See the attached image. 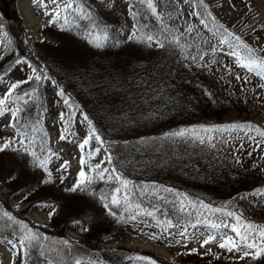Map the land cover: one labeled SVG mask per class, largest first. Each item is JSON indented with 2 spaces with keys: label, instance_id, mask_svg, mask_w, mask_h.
I'll use <instances>...</instances> for the list:
<instances>
[{
  "label": "rangeland",
  "instance_id": "rangeland-1",
  "mask_svg": "<svg viewBox=\"0 0 264 264\" xmlns=\"http://www.w3.org/2000/svg\"><path fill=\"white\" fill-rule=\"evenodd\" d=\"M63 2L0 0V33H7L6 44L0 46L3 56L0 75L7 72L4 81L0 82V97L18 81L28 82L15 90L14 97L22 96L24 92L33 93L35 89L33 95L10 106L21 109L17 124L19 132L32 141L31 147L40 159L48 161L45 168H41L28 152L11 148L0 151V216L8 212L20 224L28 226L21 230L13 223L0 231V240L4 237L14 239L13 230L15 236L31 230L48 238L40 241L44 245V256L32 247L27 258L17 255V250H11L7 243H0V264H71L74 257L81 259L82 264H264V253L259 258L249 255L241 259V253L220 248L216 239L220 242L225 234L235 237V233L230 228L217 230L203 223L235 224L236 221L226 215L232 211L242 213L243 219L256 225H264V195H250L256 189H264V137L254 131L246 134L240 130L201 133L206 137V143L219 142L220 155L225 162L224 174L239 175L242 190L214 200H204L170 186L166 189L175 194H167L159 182L134 179L115 167L109 150L113 141L103 138L92 115L53 72L57 70L61 75L62 72H73L76 67L87 66V61L92 59V48L97 47L89 43L91 37H85L93 31H107L109 39L101 48L108 44L148 43L159 49L155 42L128 39L135 25L143 33L158 37L167 48L181 46L185 50L210 96L209 105L215 106L214 111L221 116L220 120L213 115L198 121L192 118L191 125L182 127L251 123L264 130V87H260L264 79L237 66L235 57L228 54L237 47L228 36L233 33L258 56L264 57V23L259 21V18L264 19V0H153L162 19H157L139 0H111V3L109 0H76L91 12L93 19L80 18L78 13L69 10L63 15L69 16L70 23L62 30V20L51 21L55 19L54 10H60L58 5ZM130 7L138 13L135 19L129 12ZM221 34L228 37L229 43H220ZM239 50L244 53L242 47ZM17 58L26 60L36 72L28 64L15 65ZM9 67L11 71H7ZM36 74L42 76L40 81L28 79ZM45 75L48 79H43ZM60 89L71 107L58 95ZM73 112L71 122H67ZM61 113L65 114L64 121L60 119ZM84 115L91 125L84 121ZM11 121V112L0 116V144L10 138H23L17 137V128L8 127ZM91 128L103 144L91 139L82 151L79 145ZM62 133L65 139H61ZM250 136H255V140H250ZM16 148L20 145L16 144ZM109 154L111 163L107 162ZM82 158L85 160L83 165ZM97 164L108 168L109 175L113 174L111 169L114 168L116 174L130 182L127 189L118 180L96 178L90 185L82 186L83 190H69L78 181L82 168L88 173ZM91 174L95 176V171ZM116 188H121L122 193L127 191L128 202L121 195L119 206L110 203ZM101 194L108 199L101 200ZM181 201L190 215L179 210ZM200 202L224 211L204 210ZM105 203L108 208L104 207ZM109 209L116 215H111ZM149 212L154 215H147ZM4 220V225L9 224L7 218ZM168 220L175 227L165 230ZM197 220L201 223L191 227ZM185 228L187 234L181 236L180 232ZM197 229L209 236L215 235L216 239L208 245L190 242L182 249H176ZM65 240L70 242V251L62 243Z\"/></svg>",
  "mask_w": 264,
  "mask_h": 264
},
{
  "label": "trees",
  "instance_id": "trees-1",
  "mask_svg": "<svg viewBox=\"0 0 264 264\" xmlns=\"http://www.w3.org/2000/svg\"><path fill=\"white\" fill-rule=\"evenodd\" d=\"M190 59L181 46L169 49L165 43L159 49L108 44L92 48L87 66L61 75L52 70L92 115L103 138L113 141L109 150L122 173L157 181L171 195L169 186L204 200L225 198L243 187L239 175L224 174L219 142L154 139L191 125L192 118L221 119Z\"/></svg>",
  "mask_w": 264,
  "mask_h": 264
},
{
  "label": "snow or ice",
  "instance_id": "snow-or-ice-1",
  "mask_svg": "<svg viewBox=\"0 0 264 264\" xmlns=\"http://www.w3.org/2000/svg\"><path fill=\"white\" fill-rule=\"evenodd\" d=\"M54 4L57 3V0H52ZM130 2H134V0H130ZM140 3L146 4L147 7L151 10L152 14L157 17V19H162V17L157 12V8L155 4L153 3V0H139ZM109 3H111V0H109ZM58 8L60 10H54L55 19H53L52 23H58L59 21H63V24L61 25L62 30L64 29V26L68 25L70 23L69 16L63 15V13H68L69 10H71L72 13H78L80 18L83 19H93L91 12L89 10H85V8L81 4H77L76 0H64L62 5H58ZM130 14L135 19L138 15L137 12L133 11L130 7L129 9ZM198 15V13H194ZM214 19V18H213ZM203 23V21H201ZM222 27V26H221ZM192 29L190 28L189 31ZM215 35V33H213ZM7 36V33H0V46L5 45L6 41L4 37ZM228 36H231L233 40L235 41L236 48L233 51H230L228 54L235 57L237 66L246 69L250 73H254L255 75L261 77L264 79V57H260L255 53V50L250 48L247 44H245L240 37L235 36L233 33H228ZM89 43H93L96 47H103L104 41H107L109 39L107 35V31L105 30L103 33L100 32H91L88 34ZM128 39L137 40V41H143V42H155L159 46H163L160 42L159 38L156 36H153L152 34L143 33L142 30L134 25L133 30L131 34L129 35ZM176 42L179 43V38H175ZM221 44L229 43L228 37H225L223 34H221L220 39ZM230 47H233L232 44L229 45ZM242 47L244 49V53H242L239 48ZM213 52H215V48L212 49ZM0 59H3V56L0 55ZM193 60H195V57H192ZM19 64H28V62L24 59L17 58L15 60V65ZM28 67L32 68V71L35 73L36 69L32 67L31 64H28ZM7 71H11V67ZM7 72L4 73L6 75ZM4 75H0V82L4 81ZM35 79L36 81H40L42 79V76L40 74H36L34 77H29L28 79ZM237 79H240L239 76L236 77ZM43 79H48V77L45 75L43 76ZM28 81H18L16 83L11 84L8 91L5 93L4 96L0 97V116H3L7 112H11L12 114V121L8 125V127L17 128L18 124V117L19 113L21 111L20 108H13L10 105L15 103L17 100H23L24 97H29L33 95L35 92V89L33 90V93L24 92L23 95H16L13 96V93L17 88L20 87L22 83H26ZM260 87H264V84H261ZM58 95L62 98L65 97V93L63 89H60L58 92ZM64 104L69 105V100L67 98H64ZM71 107V105H69ZM159 110H157L158 112ZM75 113L73 112L72 115L69 117V120L67 122H71L72 116H74ZM61 121L65 120V114H60ZM84 121H87L89 125H91V121L88 120L87 115L83 116ZM244 131L246 134L248 132H256L257 135L260 137H264V130L260 129L259 126L252 125L251 123H244V124H230L227 126H214V127H204V128H197V127H185V128H178L175 130H169L162 134L159 139L163 140L165 142L172 141L175 143L176 141H183V142H191L195 141L200 144L205 143V137L201 135V133H211L213 131ZM23 136V138H10L6 140L3 144H0V151H4L5 149L11 148L13 151H25L28 152L32 157H34V163H38V165L41 168H45L46 164L48 163L47 160H41L40 157L37 155V152L34 148L31 147L32 141L27 138L26 134H21L19 132V129L17 128V137ZM66 136L62 133L61 139H65ZM91 139H95L101 144H103V141L100 139L98 135L95 134V129L91 128L89 135L87 138L83 140V142L79 145L80 149L83 151L85 145L89 143ZM250 140H255V136H250ZM143 142V141H142ZM259 143V141L257 142ZM16 144L20 145V148H16ZM242 147V145H241ZM95 151H99V149H96ZM89 156L92 155V153L88 154ZM108 163H111V155L108 156ZM85 163V160L81 159V164L83 165ZM65 163V167H66ZM95 171V176H93L91 173ZM112 175H109V169L104 167L103 164H97L94 166L93 169H90L88 173H86L83 168L79 172L78 176L79 179L74 184V186L69 189L70 191H76L77 188H80L83 190L82 186L90 185L93 181V179H100L102 181H112V180H118L120 181L121 185L124 189H127L129 181H126L123 179L122 176L119 174H116V170L113 168L111 169ZM50 176V174H49ZM170 191V190H169ZM123 195V199L125 202L129 201V196L127 191H124L122 193L121 188H116L113 190V194L110 198V203L116 206H119L121 203V200L119 197ZM250 195L256 196V195H264V189H256L253 193H250ZM245 198V197H242ZM101 200L108 199V197L104 194H101L100 196ZM191 203V201H189ZM201 207L204 210L207 211H214V212H222L223 209L215 208L212 209L210 205L203 204V202H200ZM105 208H108V203L104 204ZM181 212H188L187 207L185 206L184 202L181 201V207L179 209ZM109 212L111 215H116V213L111 212L109 209ZM149 216L154 215V213L149 212L146 213ZM190 215L191 213L188 212ZM51 215V213H50ZM226 215L228 217L233 218L236 223L235 224H227V223H212V222H203L206 227L212 228V229H220L223 228H230L233 233H235V237L230 235H224L222 240L218 243V246L220 248L226 249L228 252H238L241 253L240 258L243 259L246 256L252 255L253 258H259L262 253H264V225H256L250 221H247L243 219L242 213L237 214L232 211L226 212ZM4 218H7V221L9 224L4 225L0 223V231H2L3 228L10 227L11 224L15 223L18 224L19 228L21 230H26L27 225L20 224L18 221L15 220V218L8 212H3L2 216H0V221H3ZM132 219H135V216L132 217ZM201 223L199 220H197L196 223L191 224L190 226L195 228L197 227V224ZM175 227V225L172 224L170 220L166 222V229ZM13 236L14 239H9L7 237H4L2 240H0V243H7L11 246V250H17V255H21L24 258H27L29 255V251L32 247H35V249L39 252L40 256H44V245L40 242L41 240L48 239L47 237H42L38 232H32L31 230H27L24 232L23 235L15 236V230H13ZM187 234V229L185 228L180 232L181 236H185ZM215 235H210L203 241V245H206L210 243L211 241L215 240ZM64 245L69 247L70 251V242L65 240L62 242ZM202 245V246H203ZM255 249L254 252L251 250ZM195 251V249H193ZM140 259H143L142 257H138ZM45 260L47 262V258L45 257ZM14 264V262H13ZM67 264V262H65ZM71 264H82V260L79 258H72Z\"/></svg>",
  "mask_w": 264,
  "mask_h": 264
},
{
  "label": "bare ground",
  "instance_id": "bare-ground-1",
  "mask_svg": "<svg viewBox=\"0 0 264 264\" xmlns=\"http://www.w3.org/2000/svg\"><path fill=\"white\" fill-rule=\"evenodd\" d=\"M263 15H264V13H262ZM259 21L261 22H263L264 23V19H260L259 18ZM263 27V26H262ZM261 29H263V28H261ZM235 50V49H234ZM225 51H227V50H225ZM211 235V234H210ZM209 235L208 234H206V233H202V231L201 230H199L198 231V229H197V231L196 232H194V233H192L191 234V237L190 238H188L187 239V241H186V243L185 244H182V243H179L178 244V248H176V249H182L183 248V245H187V244H189L190 242H193V243H195V244H197V245H202L203 244V241H204V239H206L207 237H208ZM137 240H138V238H137ZM219 240L220 239H216V242L217 243H219ZM145 242V241H144ZM214 242V241H213ZM200 245V246H201ZM206 245H208V244H206ZM151 246V245H150ZM206 248V247H205ZM139 250V249H138ZM149 250V249H148Z\"/></svg>",
  "mask_w": 264,
  "mask_h": 264
}]
</instances>
